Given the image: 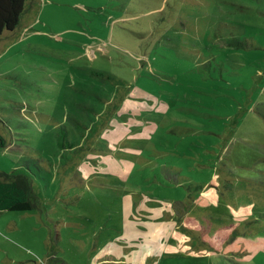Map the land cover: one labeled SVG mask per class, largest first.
I'll use <instances>...</instances> for the list:
<instances>
[{
    "label": "rangeland",
    "instance_id": "374dc122",
    "mask_svg": "<svg viewBox=\"0 0 264 264\" xmlns=\"http://www.w3.org/2000/svg\"><path fill=\"white\" fill-rule=\"evenodd\" d=\"M0 135V264H264V0H27Z\"/></svg>",
    "mask_w": 264,
    "mask_h": 264
},
{
    "label": "trees",
    "instance_id": "16d2710c",
    "mask_svg": "<svg viewBox=\"0 0 264 264\" xmlns=\"http://www.w3.org/2000/svg\"><path fill=\"white\" fill-rule=\"evenodd\" d=\"M27 0H0V36L4 32H13L18 27L24 13ZM120 124H122L120 122ZM119 126V124H118ZM63 147L66 145L60 142ZM7 146V142L0 135V148ZM71 149L75 145H69ZM33 182L28 176L17 173H0V212H31L37 208L32 199Z\"/></svg>",
    "mask_w": 264,
    "mask_h": 264
},
{
    "label": "crops",
    "instance_id": "0c3cea01",
    "mask_svg": "<svg viewBox=\"0 0 264 264\" xmlns=\"http://www.w3.org/2000/svg\"><path fill=\"white\" fill-rule=\"evenodd\" d=\"M128 118L129 119L126 120V123L121 122L122 124H119L118 127L114 126V127L110 128V132L112 133L110 138L112 139V141L114 143L119 141V140H122L119 143V146L122 149H125L127 151H132L131 150V149H133L132 143L128 144V141L123 140V138H125L128 134L131 135L135 129L136 130L140 129L141 128L140 127L141 122L138 119H136L135 116L128 117ZM113 128H117L116 132L122 135V138L119 137L121 139L118 138V135H115L116 133H113V131H112ZM110 154H112V153H110ZM112 156H114V154ZM83 165H85V164H83ZM104 165L106 166V171L103 174L119 175L120 172L116 168L118 166V164L116 163V160L113 157H110L108 160H106ZM106 172H108V173H106ZM95 176H97V174ZM88 177H92V176H88Z\"/></svg>",
    "mask_w": 264,
    "mask_h": 264
}]
</instances>
